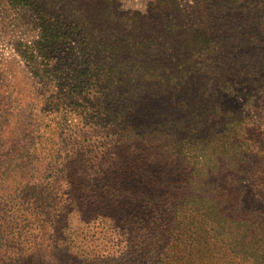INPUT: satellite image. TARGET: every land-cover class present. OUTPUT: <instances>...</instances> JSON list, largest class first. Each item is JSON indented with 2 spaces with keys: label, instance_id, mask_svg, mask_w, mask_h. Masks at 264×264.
Here are the masks:
<instances>
[{
  "label": "rangeland",
  "instance_id": "rangeland-1",
  "mask_svg": "<svg viewBox=\"0 0 264 264\" xmlns=\"http://www.w3.org/2000/svg\"><path fill=\"white\" fill-rule=\"evenodd\" d=\"M153 1L44 4L59 27L75 16L91 23L104 51L123 38L109 28L116 13L146 14ZM173 1L185 10L197 3ZM202 4L218 31L204 68L227 90L218 113L183 145L171 140L164 153L157 139L154 158L139 144L121 159L88 103L95 92L87 67L76 66L85 47L78 30L47 55H26L41 41L36 8L0 0V264H264V236L249 212L264 217V0ZM145 104L122 135L145 140L158 128L153 102ZM24 152L42 161L26 176L13 170Z\"/></svg>",
  "mask_w": 264,
  "mask_h": 264
},
{
  "label": "trees",
  "instance_id": "trees-1",
  "mask_svg": "<svg viewBox=\"0 0 264 264\" xmlns=\"http://www.w3.org/2000/svg\"><path fill=\"white\" fill-rule=\"evenodd\" d=\"M18 1L34 5L41 21V41L36 49L26 46L23 51L26 55L33 56L36 50L43 56L47 55L61 47L65 43L63 39L71 32L77 33L78 30L77 35L85 47L80 49L83 55L77 57L76 66L87 67L86 77L93 81L92 90L95 92L87 100L104 122L105 130L117 137V145L122 150L121 159L139 144L152 151L154 158L157 139L161 141L164 153L170 148L171 140L178 142L175 146L183 145L187 133L197 136L191 128L196 129L198 122L201 125L205 118L213 119L218 113L213 106L220 99L219 95L227 90L223 84H214V73L207 74L204 68L210 63L208 56L215 51L218 31L210 30L207 21L211 11L206 9L202 0H196L191 10L174 5L173 0H154L146 14L129 16L116 13L118 18L109 24V28L118 33L115 37L121 35L123 38L105 42L109 49L104 51L96 46L95 38L93 40L90 34L92 25L86 20L75 16L72 23L59 27L48 20L53 9L44 4L45 0ZM205 40L210 41L208 45ZM85 90L79 89L76 95ZM147 101L153 102L154 119L161 121L156 123L158 128L145 140V137L130 139L122 135L128 130L127 121H141L147 112ZM20 155L14 160H20L21 167L13 168L10 166L12 163H8V167L16 172L20 170L24 176L32 165L42 162L37 157L31 163L25 152ZM167 160L163 158L161 165ZM249 212L260 228L255 236H264V217L254 211Z\"/></svg>",
  "mask_w": 264,
  "mask_h": 264
}]
</instances>
